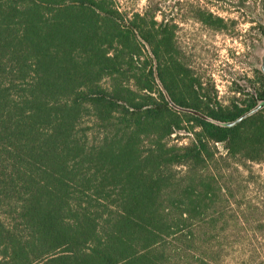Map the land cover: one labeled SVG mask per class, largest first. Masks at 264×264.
<instances>
[{"label": "trees", "instance_id": "obj_1", "mask_svg": "<svg viewBox=\"0 0 264 264\" xmlns=\"http://www.w3.org/2000/svg\"><path fill=\"white\" fill-rule=\"evenodd\" d=\"M161 2L0 0V264L225 257L222 165L264 160V107L235 123L264 78L246 108L222 106L156 20Z\"/></svg>", "mask_w": 264, "mask_h": 264}, {"label": "rangeland", "instance_id": "obj_2", "mask_svg": "<svg viewBox=\"0 0 264 264\" xmlns=\"http://www.w3.org/2000/svg\"><path fill=\"white\" fill-rule=\"evenodd\" d=\"M128 14L141 13L147 0H114ZM199 6L217 21L206 23L193 17ZM163 14L174 27L175 46L184 63L200 80L202 88L213 91L222 106L243 105L255 95L256 81L264 78V0H162ZM173 142L185 144L186 134ZM220 154L223 148L218 145ZM228 196L229 227L220 234L230 241L225 257L217 264H264V160L258 163L236 158L222 165Z\"/></svg>", "mask_w": 264, "mask_h": 264}, {"label": "flooded vegetation", "instance_id": "obj_3", "mask_svg": "<svg viewBox=\"0 0 264 264\" xmlns=\"http://www.w3.org/2000/svg\"><path fill=\"white\" fill-rule=\"evenodd\" d=\"M236 105H238V106L241 107V108H246V106H245L244 104H243V105L236 104ZM258 106H260V108L264 107V98L258 100V101H257V104H256V106H255L254 108H256V107H258ZM254 108H253V109H254ZM260 108H259V109H260Z\"/></svg>", "mask_w": 264, "mask_h": 264}, {"label": "water", "instance_id": "obj_4", "mask_svg": "<svg viewBox=\"0 0 264 264\" xmlns=\"http://www.w3.org/2000/svg\"><path fill=\"white\" fill-rule=\"evenodd\" d=\"M259 108H260V106H258V107H256V108L250 110L249 112H247L246 114H244L243 116H241L240 118H238V119L236 120L235 123H237L238 121H240V120L243 119L244 117H246V116L252 114L253 112H255L256 110H258Z\"/></svg>", "mask_w": 264, "mask_h": 264}]
</instances>
